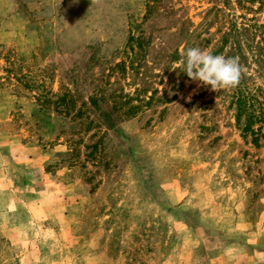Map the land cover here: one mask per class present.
Returning a JSON list of instances; mask_svg holds the SVG:
<instances>
[{
    "label": "rangeland",
    "instance_id": "rangeland-1",
    "mask_svg": "<svg viewBox=\"0 0 264 264\" xmlns=\"http://www.w3.org/2000/svg\"><path fill=\"white\" fill-rule=\"evenodd\" d=\"M231 24L264 0H0V264H264V64L214 92L173 61Z\"/></svg>",
    "mask_w": 264,
    "mask_h": 264
},
{
    "label": "clouds",
    "instance_id": "clouds-1",
    "mask_svg": "<svg viewBox=\"0 0 264 264\" xmlns=\"http://www.w3.org/2000/svg\"><path fill=\"white\" fill-rule=\"evenodd\" d=\"M177 63L189 79L209 86L214 92L236 88L244 71L238 57L213 55L197 47L182 51V58Z\"/></svg>",
    "mask_w": 264,
    "mask_h": 264
},
{
    "label": "trees",
    "instance_id": "trees-1",
    "mask_svg": "<svg viewBox=\"0 0 264 264\" xmlns=\"http://www.w3.org/2000/svg\"><path fill=\"white\" fill-rule=\"evenodd\" d=\"M216 11V10H215ZM263 25H254V24H244L237 26L235 24H231L230 28L223 30V31H218L219 34H221L220 38L218 41H216L218 44L214 45L213 49L209 50L213 55H223L225 57H238L239 58V63L241 61L247 60V57L243 53V49H246V52L250 54V60L253 64L255 63H263L264 64V55H262V45L256 42H253L254 36L260 33V29H263ZM251 32V34H249ZM198 38V37H197ZM186 40H191V36L187 34ZM189 42V41H188ZM184 43L181 52L186 50L188 47H192V44L190 43ZM186 45V46H185ZM227 50V51H226ZM226 51V52H225ZM259 51V52H258ZM176 52L173 55V61L177 60L179 61L180 58L178 57ZM243 62V64H246ZM180 67V66H179ZM263 77V76H262ZM264 78V77H263ZM264 82V79H263ZM247 95V94H246ZM61 98H59L58 103L64 104L66 103L64 97L66 96L65 94H61ZM253 96V95H252ZM245 101H248L246 98H244L242 95L238 94L235 95L234 102L237 106V112L240 114L243 111H246V108H249V105L251 106V110L248 114V119L249 123L252 121L255 122L257 117L255 113L253 112V105H251V102L248 101L249 103L246 104ZM246 105V106H245ZM260 123V121H258ZM246 130H250V133H253L252 128H250L249 125H245Z\"/></svg>",
    "mask_w": 264,
    "mask_h": 264
},
{
    "label": "crops",
    "instance_id": "crops-1",
    "mask_svg": "<svg viewBox=\"0 0 264 264\" xmlns=\"http://www.w3.org/2000/svg\"><path fill=\"white\" fill-rule=\"evenodd\" d=\"M12 150V149H11ZM24 150V149H23ZM20 150L19 148H15L14 151H12L11 153L9 152L10 156H12L11 158L13 160L16 161H32L34 163H36L38 165L37 168L40 169V171H43V161L45 160L44 156H42L40 153L36 152V151H30V150H26L23 151ZM10 151V149H9ZM30 157V158H29ZM80 188L75 189V188H71V189H66L65 191H60L58 188V185H54L53 189H49L48 187H46V189L44 190V192H42L41 194H43V196H51L54 198V208L50 207L44 203H39V206L37 207L38 210L37 212H39L40 216H43V219L45 218H51V217H63V214H57L58 210H59V205L60 204H64L66 206V208L68 210H71V207H75V199L78 197H80V192L78 191ZM244 256L242 258H235L234 256H232L230 259H228V261H230V264H242L240 262H243V264H250V256L248 255V253L246 252V250H244ZM261 254V253H260ZM259 254V255H260ZM224 255V254H223ZM264 255V254H262ZM261 256V255H260ZM259 256V257H260ZM224 257V256H223ZM215 260H211L209 262V264H215L214 262ZM254 261V260H253ZM252 261V262H253ZM261 262V261H258ZM227 263V261H226Z\"/></svg>",
    "mask_w": 264,
    "mask_h": 264
}]
</instances>
